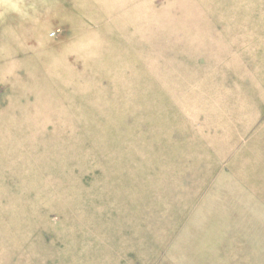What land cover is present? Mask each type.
<instances>
[{"label": "rangeland", "instance_id": "rangeland-1", "mask_svg": "<svg viewBox=\"0 0 264 264\" xmlns=\"http://www.w3.org/2000/svg\"><path fill=\"white\" fill-rule=\"evenodd\" d=\"M0 264H264V0H0Z\"/></svg>", "mask_w": 264, "mask_h": 264}]
</instances>
